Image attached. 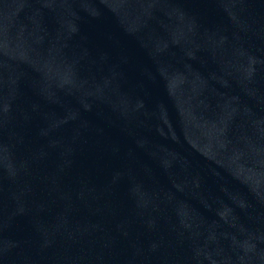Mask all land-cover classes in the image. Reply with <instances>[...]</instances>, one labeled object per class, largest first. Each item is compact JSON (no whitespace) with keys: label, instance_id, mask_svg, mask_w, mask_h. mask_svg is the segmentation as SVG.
<instances>
[{"label":"water","instance_id":"1","mask_svg":"<svg viewBox=\"0 0 264 264\" xmlns=\"http://www.w3.org/2000/svg\"><path fill=\"white\" fill-rule=\"evenodd\" d=\"M0 264H264V0H0Z\"/></svg>","mask_w":264,"mask_h":264}]
</instances>
